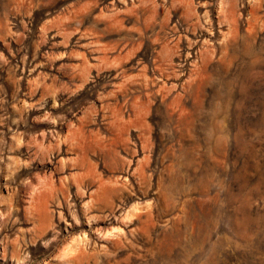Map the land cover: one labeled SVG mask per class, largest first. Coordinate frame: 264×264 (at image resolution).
I'll return each mask as SVG.
<instances>
[{
    "label": "rangeland",
    "instance_id": "1",
    "mask_svg": "<svg viewBox=\"0 0 264 264\" xmlns=\"http://www.w3.org/2000/svg\"><path fill=\"white\" fill-rule=\"evenodd\" d=\"M190 1L0 0V264H264V0Z\"/></svg>",
    "mask_w": 264,
    "mask_h": 264
},
{
    "label": "bare ground",
    "instance_id": "2",
    "mask_svg": "<svg viewBox=\"0 0 264 264\" xmlns=\"http://www.w3.org/2000/svg\"><path fill=\"white\" fill-rule=\"evenodd\" d=\"M224 1H225V0H223L222 2H224ZM191 2H192V0H191L190 2H188V4H187V6H188L187 10L192 12V9H191ZM205 2H206V1H205ZM204 4H205V3H204ZM205 5H206V4H205ZM222 10H223V9H222ZM195 14H198V12L193 11V13H192L193 17L189 19L190 22H193V21H194V15H195ZM206 15H207V16H210V14H209L208 11H206ZM234 20H236L235 17H234ZM200 23H201V22H200ZM195 24H196V23H195ZM201 25H203V23H201ZM183 39H184L183 35H179V37H178L176 43H177V44H180V43L182 42ZM187 39H188V38H187ZM175 40H176V39H175ZM175 40H174V41H175ZM179 40H180V41H179ZM206 41H209V39L207 38L206 40L203 41V43L206 42ZM191 42H192V41H191ZM169 44H170V43H169ZM169 44L166 43V44L163 45L164 48L167 50L166 53L169 52ZM174 44H175V43H174ZM174 44H173V46H176L177 48H179V47L177 46V44H175V45H174ZM194 44H195V42H194ZM170 45H171V44H170ZM176 47H175V48H176ZM175 48H174V49H175ZM178 50H179V49H178ZM175 52H176V51H175ZM171 53H172V52H171ZM173 56H174V55H173ZM179 103H180V102H179ZM128 128H129V127H128ZM76 135H77V134H76ZM145 159H147V162H148L149 159H148V158H145ZM83 167H84V166H83ZM84 176H85V175H84ZM128 179H129V178H128ZM102 180H103V179H102ZM117 181H118V180H117ZM117 181H116V182H117ZM78 182H79V183L77 184L78 188L84 190V188L86 187V186H85V185H86V177L83 178V176H82V178H81L80 180H78ZM126 182H127V181H126ZM127 184H128V183H127ZM81 187H83V188H81ZM84 192H85V190H84ZM52 194H53V193H52ZM62 201H63V200H62ZM61 203H62V202H61ZM85 203H86L85 205L89 204V203H87V202H85ZM69 205H70V204H69ZM85 207H86V206H85ZM69 208H70V207H69ZM72 211H73V210H72ZM62 212H63V211H62ZM62 212L60 211V215H61V216H64V212H63V213H62ZM76 212H77V211H76ZM84 212H86V209L84 210ZM60 215H59V216H60ZM74 215H76V214H74ZM124 218H125V217H124ZM124 218H122V220H123ZM74 219H75V216H74ZM89 219H90V218H89ZM76 222L79 223V221H77V220H76ZM99 230H100V229H99ZM45 231H46V230H45ZM112 231H118V233H120V232L123 231V228H114ZM99 232H100V231H99ZM43 233H45V232L43 231V232H41L39 235H42ZM48 234H50V233H48ZM48 234H46V235H48ZM56 235H58L57 232H56ZM52 237H55V238H56V236H52ZM55 238H54V239H55ZM17 240H19V239H17ZM77 240H79L80 242L85 241V242L87 243V242H88V235L86 234V232H85L84 234L82 233L81 235L79 234V237L77 238ZM16 243H17V242H15V244H16ZM51 243H52V242H51ZM51 243H49V244H51ZM17 253H18V252H17ZM17 256H18V258L21 257L19 254H18ZM24 259H25V258H24ZM24 264H26V261H25Z\"/></svg>",
    "mask_w": 264,
    "mask_h": 264
}]
</instances>
